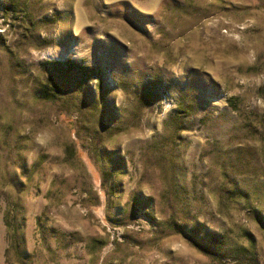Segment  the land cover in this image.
<instances>
[{"label": "rangeland", "instance_id": "rangeland-1", "mask_svg": "<svg viewBox=\"0 0 264 264\" xmlns=\"http://www.w3.org/2000/svg\"><path fill=\"white\" fill-rule=\"evenodd\" d=\"M0 264H264V0H0Z\"/></svg>", "mask_w": 264, "mask_h": 264}]
</instances>
